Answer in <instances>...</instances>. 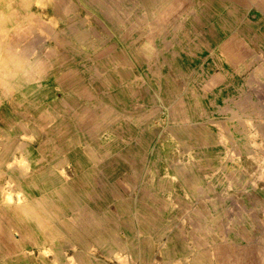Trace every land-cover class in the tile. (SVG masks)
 <instances>
[{
  "label": "rangeland",
  "instance_id": "obj_1",
  "mask_svg": "<svg viewBox=\"0 0 264 264\" xmlns=\"http://www.w3.org/2000/svg\"><path fill=\"white\" fill-rule=\"evenodd\" d=\"M141 6L140 0H44L41 4L0 0V132L14 135L9 143L10 159L6 152L0 153V197L12 173L8 163L17 147L23 146L31 159V173L20 182L24 193L13 194L9 204L36 221L37 237L28 246L26 264H40L39 258L50 263L40 252L61 245L93 264H126L128 260L129 264H264V182L255 174L258 163L245 152L246 137L234 131L238 119L264 125V0H172L153 23L140 14ZM52 14L61 18L52 39L45 37L39 46L31 45L34 37L23 39L31 29L27 28L31 18L48 19ZM198 15L202 20L196 24ZM135 17L142 18L138 30L130 23ZM17 23L19 32H10ZM177 27H181V37H177ZM8 42H13L10 51ZM36 50L46 72L41 76L43 99L31 101L23 93L38 87L39 72L30 70L25 59L33 60ZM171 55L182 60L180 66H186V58L200 56L191 63L201 67L198 82L190 85L205 92H138L140 76L153 72L162 77L167 66L175 64ZM136 70L137 83L133 80ZM78 72L88 76L83 80L94 88V95L88 93L90 101L124 105L128 117L138 113L143 119L148 128L146 164L166 166L164 173L147 175L151 179L148 187L161 193L180 192L183 204L175 207L181 215L170 223V229L180 230L183 236L74 238L65 225L63 238L46 243L40 236L34 212L40 202L26 187L38 190L39 169L54 157L47 140L61 117L54 105H79L76 97L73 101L60 90L61 83ZM16 75L25 84L20 91L11 85ZM141 105L153 107L141 111ZM231 117L227 121L233 128L229 146L237 154L229 155L214 121ZM117 129L120 135L114 131L104 134L103 142L106 139L110 149L134 141L122 126ZM251 131L256 134L246 128ZM250 139L264 144L262 133ZM40 143L44 156H39ZM79 147L91 165L102 164L103 153L96 150L93 160L85 146ZM52 176L47 175L46 181L54 180ZM63 177L71 179L68 174ZM95 178L104 180L100 174ZM111 253L122 260L111 261ZM0 264L7 263L2 260Z\"/></svg>",
  "mask_w": 264,
  "mask_h": 264
},
{
  "label": "crops",
  "instance_id": "obj_2",
  "mask_svg": "<svg viewBox=\"0 0 264 264\" xmlns=\"http://www.w3.org/2000/svg\"><path fill=\"white\" fill-rule=\"evenodd\" d=\"M168 1L172 2L140 0L143 6L139 12L144 13L153 23L164 13ZM198 20H202L199 15L195 18V23ZM130 23L138 30L142 18L135 17ZM176 29L177 37H181V27ZM198 60H200L198 55L188 57L185 59L186 66L184 64L180 66L182 60L173 57L171 62L175 64L167 66L162 77H155L153 72L141 75L138 92L162 94L205 92L190 85V82H198L197 72L201 67L191 64ZM72 74L71 80L61 83L60 90L62 92L64 90L73 101L76 97L79 105H54L57 113L61 114L47 139L54 157L50 160L51 165H44L39 169L36 183L38 190L26 187L34 199L40 202L38 209L34 211L40 222L38 226L40 236L63 238L66 236L64 232H67L62 228L63 225L69 228L74 238L151 239L183 236L180 230L170 229V223L178 221L181 215L175 207L183 204L180 192L170 189L161 193L148 187L151 179L147 175L164 173L166 166H159L157 162L146 164L149 145L145 144L144 136L148 133V128L143 119L138 113L133 118L128 117L126 113L128 109L124 105L90 101L88 93L94 95V88L88 81L83 80L88 76L80 72ZM138 78L136 70L133 79L135 83L138 82ZM152 107L141 105L140 110ZM117 126H122L126 134L134 137V141L110 149L105 143L106 139L103 142L104 134L107 131H114L120 135L121 131ZM6 131L9 129L6 128ZM13 137L11 132H0V153L6 152L8 160L13 153V150L9 149ZM80 144L90 151L88 155L91 154L93 160L96 159V150L103 153L102 164L91 165L84 158ZM39 153V156L46 155L42 145ZM63 174H68L71 177L70 181H65ZM96 174L103 175V182L96 181ZM47 175H54L52 176L54 180L47 182ZM168 193L172 194V198ZM36 227V221L30 220L24 212L17 210L13 205L3 204L0 197V261L4 260L7 264H26L28 246L37 237ZM113 255L114 253H111V256ZM83 262L93 264L89 261Z\"/></svg>",
  "mask_w": 264,
  "mask_h": 264
},
{
  "label": "bare ground",
  "instance_id": "obj_3",
  "mask_svg": "<svg viewBox=\"0 0 264 264\" xmlns=\"http://www.w3.org/2000/svg\"><path fill=\"white\" fill-rule=\"evenodd\" d=\"M34 1H35V3H38V4H41V3L44 2V0H34ZM60 21H61V18L58 17L55 14H52L48 19L31 18V21H30V23H29V25L27 27V28H31V29L29 31H26V34H24L23 39L26 40L27 38L31 39L32 37H34V40H32L31 45L39 46L42 43H44L43 39L45 37L46 38L48 37V38L52 39L51 36H53L54 33H56L55 29L58 27V24L60 23ZM20 29H21V27H20V25L18 23L16 25H14L13 27L9 28L10 32H14V33L19 32ZM10 38L11 37H9V39ZM11 43H13V42H11ZM11 43L9 44V42H8V46L9 47L7 49L9 51L12 48V44ZM6 44H7V42H6ZM15 47H16V44H15ZM7 54L9 55V52ZM12 54H15V53H12ZM3 56H4V54L2 55V57ZM33 56H34L33 60H31V61H29L28 59H25V60H26V63H27V67L30 68V70L39 72L38 73L39 76H38V80H37L38 87L36 89L33 88V90H29V91L24 92L23 95H24V97L26 99L27 98H29V99L30 98L31 99L32 98H35V99L36 98H40L42 100L43 99L42 91L44 89V86H43V82H42L41 76H42L43 73L46 72V69H44L45 64H43L44 61L41 58V56H40V54H39V52L37 50L34 52ZM1 66H3V65L1 64ZM2 70H3V68H2ZM20 78L17 77V75H16L14 77V79L11 81V85L13 86V88L15 90L18 89L19 91L22 88H24V86H25V84L19 83V79ZM261 83H263V82H261ZM232 119L233 118L231 117L229 119H223V120L220 119V120H217V121L213 120L214 121V125L217 128L219 139H220V141H221V143L223 145L227 146V154H229V155L235 154V153L237 154V151H235L234 149H232L229 146V142H230L229 138L231 137V134L233 133L232 132L233 128L230 127V125L228 124L227 121L228 120H232ZM236 120H237V118H236ZM257 120H260V119H257ZM237 121H238V123L234 126V131L235 132H239V133L243 134L246 137L247 141L246 142L244 141L245 143L243 144L245 152L248 154V156L252 157L258 163L257 172L255 174L257 176V179H260V181L264 182V144H258V143L251 142V139H250L251 137H253V138L256 137L257 133H262L264 135V131H263V126L264 125H263L262 122L259 123V124H255L251 120H248V119H238ZM249 127L251 129H253L256 132V134L253 131H251L250 134L248 132H246V128H249ZM24 136L27 137L28 134L26 133ZM29 137H31V136H29ZM23 148H24L23 146L17 147L16 152L13 155V159L8 163L10 168H11V172L12 173L9 174V177H8L6 183L1 188L2 203L5 204V205L9 204L10 202H12L11 197H12L13 194H19L20 195V194L24 193L23 189L21 188L20 182H21L22 179H25L31 173V159L28 157V154H27L28 151L23 150ZM258 157H259L260 160L258 159ZM212 173H213V171H212ZM20 201L22 202V198H20ZM237 207H239V206H237ZM52 239L53 238H51V237L50 238H45L44 237V240L46 241V243L47 242L49 243V240H52ZM194 240L195 239H191L192 242ZM67 243H69L68 240H67ZM194 245H196V248H197V246H198L197 240L194 242ZM162 248H164V247H162ZM212 249H213V254H215L216 253V249H215L214 245H212ZM40 253L44 257H49L50 260H51L50 263H47L43 258H39L40 264H86L85 262H83L82 258L77 257V254L68 253V251L65 250L63 245L58 246L56 249H53V248L49 247V248L46 249V251H44V252L42 251ZM130 255H131V253L128 252V256H130ZM90 257H91V254H90ZM110 260L111 261L120 262L122 260V258L120 257V255L115 254V256L111 257ZM128 261L126 262V264L130 263ZM179 262L181 263V261H179Z\"/></svg>",
  "mask_w": 264,
  "mask_h": 264
}]
</instances>
